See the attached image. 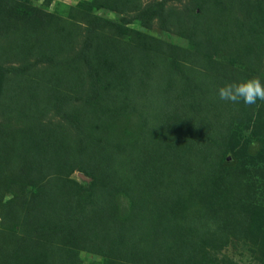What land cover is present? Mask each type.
I'll use <instances>...</instances> for the list:
<instances>
[{"label":"trees","instance_id":"obj_1","mask_svg":"<svg viewBox=\"0 0 264 264\" xmlns=\"http://www.w3.org/2000/svg\"><path fill=\"white\" fill-rule=\"evenodd\" d=\"M20 1L0 0V55H14L20 62L10 67L0 65V114L5 116L0 120V195L9 190L17 196L8 202L0 198V214L4 217L12 214L21 224L20 233L0 236V264H80L74 242L81 245L87 241H90L89 247L84 249L101 257V264H117L112 260L114 254L109 252L110 240L116 244L117 239L120 244L115 245V254L124 257L129 245L121 246L125 243L121 229L133 235L140 226L142 238L145 229L139 217L136 223L133 214L128 215L119 206L118 191L121 189H114L115 180L120 182L127 196L143 195L139 192L147 182L148 189L154 188L153 199L163 198L162 215H167L162 217L161 237L156 241L173 264H184L185 256L196 247L195 239L185 235L194 231L204 233L209 246L198 250L200 259L196 264H236L216 257L222 242L232 236H245V230L251 227L252 233L245 238L253 241H257L253 239L256 236L264 238V214L261 212L264 209L253 203V198L262 202L259 196L255 197V187L241 176L242 165L222 166L228 163L225 161L226 146L236 114L245 119V127L252 118L248 106L226 102L227 121L215 113L210 124L217 129L213 142L207 138L211 126L202 119L198 135L192 141H183L179 138L183 132L178 129L177 122L187 129L191 121L197 120L199 101L202 98L214 100L217 90L207 92L203 79L197 84L198 93L184 91L188 86L185 80L190 83L191 72L186 63L178 64L181 52L176 54V48L171 47L175 57L164 62V55H169L167 46L163 48L157 37L137 33L123 21L90 13L92 8L104 6L102 0L81 1L85 9L80 11L72 8L73 17L86 20L84 32L77 22L70 26L63 23L60 10L59 13L58 9L49 10L50 0L43 3ZM105 1L120 10L129 6V0H116L117 5L113 0ZM165 1L152 3L136 13V21L145 25L158 17L162 26L166 22L180 26L182 14L165 10ZM170 12L173 18L168 21ZM263 14L264 8L260 21ZM191 18L188 13L189 22ZM252 28V33L242 38L244 43L240 40L233 51L234 56L246 64L244 69L251 67L259 71L256 66L264 50V25L255 24ZM107 29L109 33L104 32ZM81 32L80 49L68 56L72 62L66 65L56 62L55 55L61 50L62 39H72ZM228 33L231 35V30ZM151 53L159 58H153ZM32 57L33 63L28 62ZM47 60L51 61L47 68L32 69L33 64ZM174 65L175 68H168ZM233 65L228 66L229 73L233 69L238 74L236 58ZM159 70L163 73L155 78ZM71 73L81 82L74 92L85 104L79 110L61 113L63 98L54 99L48 86H52L53 78L62 74L72 79ZM135 77L140 83L138 87L131 83ZM208 80L211 82L213 78ZM196 96L200 99L194 103ZM38 106L42 108L40 111L34 108ZM46 106L65 117V124L54 126L44 121ZM151 108H156L158 118L162 116V124L153 127L157 130L162 126L156 140L150 136V130L139 133V121L136 129L132 128L133 132L121 134L124 127L120 120L124 115L137 112L141 116ZM181 117L187 122L183 123ZM254 134L255 139L264 144V131L255 130ZM76 165L91 177L90 182L78 184L69 177ZM49 170L57 173L51 174ZM45 175L47 179L42 180ZM151 180L159 186L151 185ZM263 186L264 182L259 188ZM26 187L30 198L22 193ZM153 199L150 194L145 195L133 204L135 211L142 216L143 207H154ZM174 210L177 214L169 217L168 213ZM70 214H78L77 222L70 219ZM256 214L261 217L257 227L253 223ZM119 220L122 222L117 225ZM169 240L174 244L170 245ZM171 247L173 249L168 251Z\"/></svg>","mask_w":264,"mask_h":264},{"label":"rangeland","instance_id":"obj_2","mask_svg":"<svg viewBox=\"0 0 264 264\" xmlns=\"http://www.w3.org/2000/svg\"><path fill=\"white\" fill-rule=\"evenodd\" d=\"M8 1L10 2V0ZM16 1L21 2L20 0H16ZM23 1L27 3H29L30 1L34 3L36 2L43 3L46 0H23ZM81 1L89 2L91 0H50L49 10L55 11L56 9H58L57 10L58 13L60 10L63 14L62 15L63 23H67L70 26V23L77 22L80 29L84 32V30H86V20L85 19L79 20L76 17H73L74 13L71 14L72 8L76 9L77 11L85 9L84 7L81 6L83 5ZM162 1L163 0H131V1L129 0L128 8L120 10L118 9V7H114V5L112 6L107 5L106 1L102 0V2L105 3L104 6L102 5L97 8H92L90 13H92L93 15H99L105 17L107 19H113L116 22L123 21L126 24V26L137 31V33L142 32L157 37L162 41L160 43L162 44L163 48L167 46L166 50L168 51L169 55L168 56L167 54L164 55L163 58L164 62L166 60L169 61L174 59L175 54L172 53L171 47H175L176 54L181 52L178 55L180 58L177 61L179 62L178 64L180 63L183 64V62L186 63L187 66L189 67V72H191L190 83L187 80H185L188 83L187 84L188 86L184 88L185 89L184 91L186 92L188 91L189 94L191 92L198 93L200 91V87H198L197 84L202 83L204 80H205V84L203 85V87L207 89L206 90L207 92L216 91L220 86L224 85L225 83L247 78L246 76L247 74H250L251 75L250 77L253 76L261 77L262 83H264V50L262 51V57L261 58L259 57V61H260L258 65L259 67L256 66L259 69V71H255V70L253 71V68L251 67H247L244 69L246 64L239 61L240 59L234 56L236 53H234L233 51L234 46H238V44H240L239 43L240 40H242L243 42L242 38L245 35H250L252 33V29H253L252 27L255 26V24L264 25V14L260 21L261 11L264 8V0H198V1L197 0H166L164 2L165 10H169V11L176 10L177 11L176 13L182 14V19L180 23H178V25L180 26H177L176 24L175 25L170 24L169 22H166V24L162 26L160 19L158 17H154L145 25H141L138 23V21H136L135 19L136 13L147 8L148 5L152 3L156 4ZM113 2H114L113 4L115 5L118 4L116 0H113ZM247 11L249 12L246 13ZM188 13H189V17L192 16L190 22L187 19ZM244 14L246 16H244ZM171 18H173V13L171 16L167 18L168 21ZM230 30H231V35H229L228 33ZM104 32L109 33V29L104 30ZM234 37H237V39H235ZM82 39H83L82 32L81 34L79 33L74 37H72V39H70L69 37L68 39H66L64 37L62 39L63 44L61 45V50L55 55L56 56L55 61L63 65L72 62V58L68 56L73 54L74 51H78L80 49L81 47L80 44ZM71 41L73 42V44ZM182 50L184 51L182 52ZM151 54L153 55V58H159L158 55L154 53ZM126 55L127 54H125V56ZM123 56L124 55H122L121 57ZM205 58H208L211 62H208V60L207 59L205 60ZM215 58H217L218 60H216ZM235 58L236 61L238 62L240 69V72L238 74L235 73L233 69H232L233 72L229 73L230 69L228 66L234 64ZM28 59H29L28 62L33 63L34 57ZM65 59H68V61L69 60L70 61L66 62ZM119 60L120 62L122 61L121 59ZM203 60L205 61L203 62ZM50 62L51 61L47 60V61L39 62L37 64H33L32 69L43 70L48 67V64ZM216 62L218 63L219 66L217 65ZM19 63L20 62L17 61V57H15L14 55L11 57L6 55H0L1 66L10 67V66H16ZM222 63H224L223 65L225 66H223ZM171 67L175 68V65L170 66L168 68L170 69ZM75 73L73 74L71 73L72 79L63 76V74L59 75L53 78L54 81L52 86L51 85L48 86V88L51 87L50 88L51 91L49 92L53 94V96L55 97L54 99L58 100L59 98H63L64 107L61 110V113H64V111L65 113H70L71 111H74L76 109L79 110L80 108L84 107L83 104H85V102L77 98V94L76 92H74V89L79 88L80 87L79 84L81 83L76 80L77 73L76 74ZM85 73L83 74V76L85 75ZM156 73L158 75H156L155 78L158 77L163 72L159 70ZM211 77L213 78V80L210 82L208 78ZM131 83L133 87H138L140 84L136 79V77L133 78V81L131 80ZM189 85L192 86L194 89L192 87H189ZM207 86H209L210 88L208 89ZM147 91L150 90L148 89ZM168 91L169 90H167V93ZM170 94L172 95V90H170ZM172 99L173 98L170 97L169 102L172 101ZM199 99L200 97L196 96L194 98V103L197 102ZM90 100L91 98L88 100V102H90ZM221 102L222 100L219 99L218 95L215 97L214 100L211 99L208 100L206 98H202L199 101V103L196 105V109H197L196 121L195 120L191 121L190 126L186 124L188 126L187 129L183 128L180 122H177L178 129L183 132L179 135V138L183 141L187 140V142L192 141V139H194L198 135L197 132L201 130L202 123L203 121H205L207 126H211L210 132L207 137L208 141L213 142V139L216 138L215 130L217 129L213 127L214 126L213 124L212 125L210 124L212 123L211 121L214 119L215 113L221 114L223 120L226 121L229 120L228 119L229 108L227 106L228 104L226 102H225L226 104H221ZM170 103L169 105L172 106ZM207 105H209L208 111L206 110ZM238 105L247 106L242 101ZM38 107L37 108L34 107V108L40 111L39 109L42 108L40 106ZM46 108L48 107L46 106ZM248 108H249V112H251L252 118H250L247 127H245L246 125V123L244 122L245 119L243 120L237 114H236V118L234 119L231 125V131H230L231 138H230V142L226 146L228 148L227 151L228 153L226 154V158H225V161H227L228 163L222 166L234 167L238 164L242 165L243 169H241V174L243 173V175L241 176L246 177V180H249L251 186L255 187L256 190L255 197L257 198L259 196L260 200L262 201L261 203H259L257 199L253 198V203L258 207H260V209L261 208L264 209V186L259 188L262 182H264L263 180L264 179V144H262L259 140H256L254 134L255 130L264 131V102L258 101L255 105L248 106ZM147 110L142 114L143 116L142 115L140 116V114H138L137 112H130L124 115L120 120L122 122V128L124 127L122 130H120L121 134H126L127 132L132 131L133 127H135L136 129V126L139 125L140 134L141 132L143 133L144 129L146 131L148 130V132L150 130L152 131L150 133V136L156 140L158 131L161 129L162 126L157 130H155L154 128L162 124L161 123L162 116L158 118V115L155 114V112L157 111L156 108H151V110L149 111ZM44 113H45L44 121H50L49 123L54 126L56 125L62 126L65 124L66 118L62 117L60 113L59 114L55 113L53 107L50 106L48 109H45ZM4 117L0 114V120H3ZM143 117L145 118L144 120L142 119ZM150 118H152L153 121ZM181 119L182 121L184 120V118L182 117ZM201 119L203 120L202 123H201ZM140 120L142 121V123H140ZM137 121H139L138 122L139 124L136 125ZM186 122L187 121H183V123ZM74 153H76V151ZM47 172L51 174L57 173L54 172L53 170H49ZM69 174H70L69 177L78 184H81L84 181L86 182L91 181V177H88V179H86L80 176V174H83V172L78 168L77 165ZM83 175L87 177L85 174ZM45 179H47V176L46 175L44 177L42 176V180ZM115 181L117 186L115 185L114 189L119 187V189L123 191V192L121 190L118 191L119 206L122 208L123 211L126 210L125 213H128V215L133 214L132 216L136 223L138 217L141 219V221L143 222L141 227L145 229L144 231L145 233H144V237L142 238L143 230L140 228V226H138L139 228L136 234L133 235H127L125 229L122 228L120 234L122 240H124L125 243L122 244L121 246L126 247V243H128L129 246H128V250L125 252V256L119 257L115 254L117 253V248L115 247V245H118L120 243L117 241V239H116V244H114L115 241L111 242L110 240L108 247H109V252H112L114 254V257L111 256L113 257L112 260L114 261V263L173 264L171 259L167 258L168 256L163 255L162 253L163 250L161 249V247H159V243L156 241V239L158 238L160 239L161 237L160 222L164 220L162 217L167 215V213L162 215L163 211L161 210V207L164 202V200H162L163 198H161L160 196H156L153 199L152 194L154 192V188L148 189L147 182L145 183L147 187L146 186L143 187V189L139 192L140 194L143 195L135 194L133 196L132 195L127 196V194H125L126 193L125 190L121 188L122 185H120V182L118 180ZM150 184L156 186L157 183H155L154 180H151ZM158 186L159 185L157 184V187ZM147 190L149 191V193H147ZM112 192L113 191H110V193ZM22 193H27V195L30 198L29 188L26 187V189H24ZM148 194H150L151 199H153V202H155L154 207H149V208L143 207V209L145 210L143 211L144 213H141L143 216L142 217L139 213L135 211L133 204ZM0 196L2 202H8L9 200L15 199V197H17L14 196V193H12V191L9 190L2 191ZM29 198L27 197L28 200H30ZM83 201L84 200H82V203L84 204L87 203ZM87 207H89V205ZM261 212L264 214V210H262ZM175 214L177 213L174 210L169 212L168 216L172 217L175 216ZM70 217L72 221L77 222L76 220L78 218V214H70ZM260 220H261L260 215L256 214L253 222L256 227ZM120 222L122 221L119 220L117 222V225ZM251 228L252 229H249L250 232L247 229L245 230V236L248 233L249 234L252 233L253 227ZM20 229H21L20 222L16 221L14 216H12V214L6 215L5 217L0 214V236L5 235L7 233L18 234L20 233ZM262 229L264 230V226L262 227ZM116 233H117V229H115L114 235ZM185 235L195 239L196 247H193V250H191V252L188 253L189 256H185L183 262H185L184 264H196V262H198L200 259V257L198 256L200 252L198 250L202 246L209 247L207 243H205L206 241L205 234L194 231ZM245 236H241L240 238H236L235 236H232L229 237V239L226 242H222L221 245L218 246L219 248L217 247L218 251L215 253L216 257L218 259L223 257V261H225L226 263L229 262L236 264H264V238H262L261 236L258 237L256 236L257 238L254 237L253 239L257 241H253L252 239L250 240L245 238ZM169 242L171 241L169 240ZM74 243L78 253L77 263L101 264V257L99 258V256L94 255V253L86 251V249L89 247L90 241H87L85 244H81V245H79V242H74ZM173 244L174 243L172 242L170 243V245ZM136 245H137V249H136ZM155 249L156 251H154ZM172 249L173 248L171 247L168 251H171Z\"/></svg>","mask_w":264,"mask_h":264},{"label":"clouds","instance_id":"obj_3","mask_svg":"<svg viewBox=\"0 0 264 264\" xmlns=\"http://www.w3.org/2000/svg\"><path fill=\"white\" fill-rule=\"evenodd\" d=\"M220 100L247 106H253L258 101L264 102V83L259 76L239 79L225 83L217 89Z\"/></svg>","mask_w":264,"mask_h":264},{"label":"water","instance_id":"obj_4","mask_svg":"<svg viewBox=\"0 0 264 264\" xmlns=\"http://www.w3.org/2000/svg\"><path fill=\"white\" fill-rule=\"evenodd\" d=\"M81 177L88 179V177H85L83 174H80Z\"/></svg>","mask_w":264,"mask_h":264}]
</instances>
